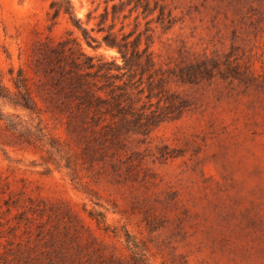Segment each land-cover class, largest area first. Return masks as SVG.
<instances>
[{
	"label": "rangeland",
	"instance_id": "1",
	"mask_svg": "<svg viewBox=\"0 0 264 264\" xmlns=\"http://www.w3.org/2000/svg\"><path fill=\"white\" fill-rule=\"evenodd\" d=\"M71 1L99 40L100 15L121 4ZM124 1L115 30H149L172 101L161 107L179 109L150 135L86 159L65 117L35 94L72 169L47 148L15 144L0 123V264H264V0ZM49 12L46 0H0L8 86L9 69L26 68L48 36L72 33L87 54L122 63L116 50L88 46L68 17L49 30ZM204 61L211 75L180 79ZM99 212L101 225L90 215Z\"/></svg>",
	"mask_w": 264,
	"mask_h": 264
},
{
	"label": "trees",
	"instance_id": "2",
	"mask_svg": "<svg viewBox=\"0 0 264 264\" xmlns=\"http://www.w3.org/2000/svg\"><path fill=\"white\" fill-rule=\"evenodd\" d=\"M46 1L50 2L49 30L55 28L62 16L68 17L82 32L88 46L95 50L114 49L122 63L104 55L87 54L71 33L60 41L48 36L38 44L26 68L21 66L17 71L10 68L8 81L11 86L5 83L6 76L0 71V123L15 144L47 148L48 153L58 154L66 161L67 169H72V157L64 155V147L42 126L44 111L35 94L45 105V112H57L65 117L68 130L85 144L83 155L86 159L104 155L108 148L119 146L131 134L148 136L169 119L178 107L174 104L173 107H161L162 102L170 101L166 98L168 81L156 70L149 30L135 37L134 32H125L124 26L115 30L118 14L125 6L124 0H120V5L113 4L111 12L107 7L100 15L97 32L104 34L101 40L84 28L71 0ZM148 11L144 7V13ZM92 15V12L88 14V21ZM110 15L112 24L107 26ZM144 40L145 47L142 48ZM208 67L209 63L204 61L197 69L181 71L180 79L192 82L211 75ZM154 98L158 99L155 110L152 109ZM7 108L14 112L6 111ZM18 112L27 113L30 119L24 120ZM34 117L40 119L38 123L32 119ZM3 145L6 144L0 143ZM90 215L98 225L106 221L103 212Z\"/></svg>",
	"mask_w": 264,
	"mask_h": 264
}]
</instances>
